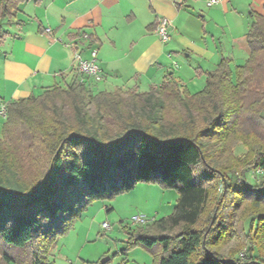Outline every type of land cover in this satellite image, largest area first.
Returning a JSON list of instances; mask_svg holds the SVG:
<instances>
[{"label":"trees","instance_id":"1","mask_svg":"<svg viewBox=\"0 0 264 264\" xmlns=\"http://www.w3.org/2000/svg\"><path fill=\"white\" fill-rule=\"evenodd\" d=\"M20 1L0 0V41L1 22L16 16ZM252 16L245 65L233 74L222 59L195 95L173 81L144 93H95L74 81L7 104L3 263L51 264L59 239L95 202L158 184L177 191L173 213L126 229L115 256L143 248L155 264H264V15ZM254 171L259 184L248 180ZM234 234L241 244L225 254Z\"/></svg>","mask_w":264,"mask_h":264},{"label":"crops","instance_id":"2","mask_svg":"<svg viewBox=\"0 0 264 264\" xmlns=\"http://www.w3.org/2000/svg\"><path fill=\"white\" fill-rule=\"evenodd\" d=\"M263 5L264 0H223L211 8L207 0H21L16 16L1 22L0 108L80 81L76 54L91 60L93 50L103 81H84L95 93L134 89L144 93L173 81L195 95L222 59L231 61L233 74L245 65L250 56L247 34L255 20L252 13L263 15ZM205 7L209 10L204 11ZM164 18L171 22L167 43L156 32ZM83 34L90 36L89 42H82ZM74 43H79L78 48ZM180 54L190 69L187 73L177 64ZM1 122L3 127L5 120ZM105 210L99 208L86 229L81 230L85 226L81 220L59 239L51 264H97L106 257L111 258L107 264H155L153 255L143 248L113 260L98 236L94 240L82 237V231L95 235L94 226L102 229L108 223ZM131 210V216L139 213ZM121 235L123 246L116 254L126 247L125 228ZM0 264H5L1 255Z\"/></svg>","mask_w":264,"mask_h":264},{"label":"rangeland","instance_id":"3","mask_svg":"<svg viewBox=\"0 0 264 264\" xmlns=\"http://www.w3.org/2000/svg\"><path fill=\"white\" fill-rule=\"evenodd\" d=\"M204 11H207L206 7L204 8ZM261 13L264 12V9L262 8ZM202 14L197 13V16L200 17ZM264 15V14H263ZM184 57H182V54H180V60L177 62L179 67H181L184 72L187 73L186 70H190L186 66V60L184 61ZM93 110V109H92ZM2 122L0 123V127H2ZM0 139H1V134H0ZM235 154L237 156H241L244 154V149L242 146H238L236 148ZM260 176V177H259ZM263 177L260 173L254 171L248 175V180L251 184H259L258 180H262ZM177 199H178V193L176 190H171V189H163L160 185L155 184H140L137 186V188L132 191L131 193L124 194L122 196H119L113 201H106V202H95L92 206H94L93 209L90 210V213H84L82 216V221H84L85 226L82 228L81 226H77L78 229L80 227L82 228L81 230L86 229L87 224L91 222L92 216L94 213L98 212L99 208L102 207H107L108 210L103 211V214L108 222V224L111 225V229L106 231L103 228L101 229V226H94V233L95 235H90L82 231V237L93 239L98 236V239L103 242L104 248L108 249L110 252L111 257H113V260L117 256H115L116 252L121 249L123 246V240L120 238L122 237L121 233L123 232V228L128 229L130 226V219L131 215L129 214L128 211L130 209L136 210L139 213H143L145 215H148L150 218H159L162 219L164 217H167L172 213V209L176 206L177 204ZM131 210V211H132ZM158 213L156 214L154 213ZM156 216V217H154ZM216 216V221L218 220L217 214ZM235 221L233 222L234 227L237 228V221L236 218L238 217V214L234 215ZM78 223L80 224V221ZM215 221V223H216ZM124 226V227H122ZM77 229V230H78ZM89 235V236H88ZM73 236V235H72ZM241 238H239V234H234L233 239L231 243L226 247L225 249V254H227L230 250H238L240 244H241ZM108 245V247H106ZM245 255V251H240L237 255V257L240 259H245L242 258V255Z\"/></svg>","mask_w":264,"mask_h":264},{"label":"built area","instance_id":"4","mask_svg":"<svg viewBox=\"0 0 264 264\" xmlns=\"http://www.w3.org/2000/svg\"><path fill=\"white\" fill-rule=\"evenodd\" d=\"M223 0H207V6L208 7H214L220 3H222ZM171 27L170 20L164 18L160 20L156 27V32L158 36L160 37L161 41L163 43H167L170 40V33L169 28ZM47 34H51V30H46ZM82 42H89L90 36L88 34H83L81 36ZM79 43H74L73 47L78 48ZM97 51H92V58L91 60H84L82 59L81 55L79 53L76 54V59L78 61L77 71L79 74L83 76V78L80 80L81 82L84 81V78H89L93 80V82L99 83L103 81V77L101 74V69L97 63ZM7 119V109L6 106H2L0 108V120ZM154 221V218H150L148 215H145L143 213H137L130 219V226L132 228H136L139 226H147L151 224ZM102 228L106 231L111 229V225L108 223H103ZM242 258H245V255H242Z\"/></svg>","mask_w":264,"mask_h":264},{"label":"water","instance_id":"5","mask_svg":"<svg viewBox=\"0 0 264 264\" xmlns=\"http://www.w3.org/2000/svg\"><path fill=\"white\" fill-rule=\"evenodd\" d=\"M216 221V216L213 217V220H212V225L215 223ZM110 257H106L104 259L101 260V264H107L109 261H110ZM246 264H259L258 262H251V263H246Z\"/></svg>","mask_w":264,"mask_h":264}]
</instances>
